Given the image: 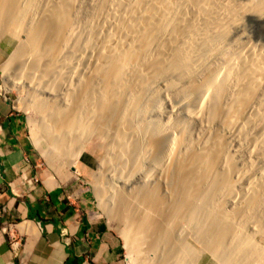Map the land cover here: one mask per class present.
Segmentation results:
<instances>
[{
  "label": "bare ground",
  "instance_id": "1",
  "mask_svg": "<svg viewBox=\"0 0 264 264\" xmlns=\"http://www.w3.org/2000/svg\"><path fill=\"white\" fill-rule=\"evenodd\" d=\"M74 2L0 0L35 144L73 167L101 138L95 194L133 264L135 246L149 264H264V0H97L84 19Z\"/></svg>",
  "mask_w": 264,
  "mask_h": 264
},
{
  "label": "crops",
  "instance_id": "2",
  "mask_svg": "<svg viewBox=\"0 0 264 264\" xmlns=\"http://www.w3.org/2000/svg\"><path fill=\"white\" fill-rule=\"evenodd\" d=\"M26 128L0 92V264H128L88 182L93 156L69 171L45 165Z\"/></svg>",
  "mask_w": 264,
  "mask_h": 264
},
{
  "label": "rangeland",
  "instance_id": "3",
  "mask_svg": "<svg viewBox=\"0 0 264 264\" xmlns=\"http://www.w3.org/2000/svg\"><path fill=\"white\" fill-rule=\"evenodd\" d=\"M73 2H74L73 5L75 7L74 8L75 12L77 11L76 16L80 17L81 19H84L85 16L87 17V15H90V12L91 13L93 12V7L95 6L97 0H95V1L94 0H73ZM80 18L73 17V24H76V26H77V24L79 23V20H81ZM15 45H16V40L14 38L6 36V37H3L0 39V52H1V55L3 58V60L0 64V92L5 91L7 96L10 98V101L14 104L15 108L18 109L20 112L25 114L26 120H27L26 130L30 134V137H31L35 147L37 148L39 154L41 155L42 163H44L45 165L54 167L58 170L69 171V170H71V168H73L75 166L76 163L74 164L73 167H68L65 155L56 149L50 148L48 146V143L45 140L41 139L37 142V144H35L32 122L38 121V119H39L38 115L35 114V112L32 110L31 107L27 106V104H29V102H28V96H27L25 89L21 88L18 85H17V87L10 88L11 85L8 83L9 81L6 80V76H3L4 72H3L2 66L10 58V55L12 54V51L15 48ZM18 63H20V62L19 61L15 62L9 71L10 76H12V74H13V76L11 78L17 79V78L22 77V76H19L20 72H19L18 68H19L20 64H18ZM176 97L177 96L176 95L174 96V94L172 93V96L170 99L175 100V99H177ZM168 104H170V103H168ZM162 105H163V101H162ZM166 108H169V107H166ZM175 117H176L175 115L170 116V112H169L166 119H171L170 121L173 122L175 120L174 119ZM172 122H170V123H172ZM189 129H190L189 131L190 132L192 131L191 133H194V135H196V134L200 135L203 132L202 126L198 125L197 123L190 124ZM103 145L104 144H103L101 138H99V139L92 138L84 147V150L81 153V155L82 154H90L94 158V167H93V171L91 173V176L88 179V182H89V185L93 191L96 206H97L98 210L100 211V213L105 218V220L107 221V223L109 224L110 228H112L118 234V236H120L121 243L123 246V252H124V255H125V258H126L128 264H133L129 259L128 249L125 246V242L123 240V237L121 236V234L119 232L124 228L122 221L117 220V219H113V218L109 219V216L107 214H105L106 212L103 211L102 208L100 207L98 198L95 194L96 182L99 179L100 180L102 179V176L104 173L103 169H100V168H102V165L100 164V162L102 161L103 156L105 154V147ZM253 160L255 162L258 161L257 159L256 160L253 159ZM261 164H262V160H261ZM97 173H98V175H97ZM136 247L137 246L134 247V249H135L134 253L137 256L136 258L138 259V260H136L137 264H149V261L147 260V257H146V255H148V254L142 250H139L138 247L136 250ZM175 264H178V263H175ZM179 264H181V263H179ZM199 264H215V263L212 260V258L210 257V255L205 253L202 256V258L200 259Z\"/></svg>",
  "mask_w": 264,
  "mask_h": 264
}]
</instances>
